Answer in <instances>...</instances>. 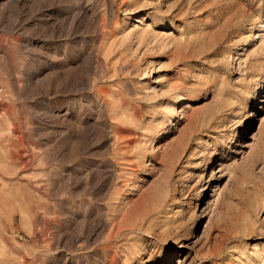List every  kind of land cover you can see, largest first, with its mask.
Segmentation results:
<instances>
[{"label": "rangeland", "instance_id": "374dc122", "mask_svg": "<svg viewBox=\"0 0 264 264\" xmlns=\"http://www.w3.org/2000/svg\"><path fill=\"white\" fill-rule=\"evenodd\" d=\"M70 2L0 0V264H264V0Z\"/></svg>", "mask_w": 264, "mask_h": 264}, {"label": "bare ground", "instance_id": "6f19581e", "mask_svg": "<svg viewBox=\"0 0 264 264\" xmlns=\"http://www.w3.org/2000/svg\"><path fill=\"white\" fill-rule=\"evenodd\" d=\"M0 6H1V8H0V12H1L3 10V5L1 4ZM68 11L70 14H72V17H71L72 20L70 22V26L77 27L80 24V21H85L86 10H85V7L82 5L81 0H79V2H77V3L70 2V4H68ZM103 27L104 26L102 25V30H100L101 33L104 32ZM99 48H102V46H100V40H98L97 47L91 49V52H90L89 57H88V63L92 64V63H99L100 62L99 55L92 52L93 50L98 51ZM122 67H123V65H122ZM85 88L89 89V86L86 85ZM107 94H108V90L104 87H99L98 89L94 90L92 93L90 91H86V92L82 93V98L86 99L87 102L89 103V105L93 106L97 110V112H98V116H97L98 117V119H97L98 123L93 124L92 126H88V124H87L88 119L85 120V122L80 121V123L77 126V130H76L77 137H78V135H80V138L81 137L83 138L84 136H86V138H88V137H90L96 133L98 127L102 128V130L104 131V133L106 135H107V133H109L108 132L109 130L114 129L113 126H111V125L107 126V117H106V110L104 109V105L105 104H107V105L112 104L110 101L107 100V97H106ZM92 115L93 114H91V111L88 112V116H92ZM54 117L56 118L57 116L54 115ZM73 134H74V132H73ZM79 151H80L79 146H75L72 149V152L70 154L74 155ZM96 222L98 223V221H96Z\"/></svg>", "mask_w": 264, "mask_h": 264}]
</instances>
